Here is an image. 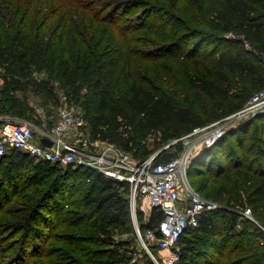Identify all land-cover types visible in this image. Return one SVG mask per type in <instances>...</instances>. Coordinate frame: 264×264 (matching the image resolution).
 Here are the masks:
<instances>
[{
    "label": "trees",
    "instance_id": "trees-1",
    "mask_svg": "<svg viewBox=\"0 0 264 264\" xmlns=\"http://www.w3.org/2000/svg\"><path fill=\"white\" fill-rule=\"evenodd\" d=\"M139 5L143 12L136 21L120 12ZM144 29L153 35H139ZM138 41L154 48L140 50L134 46ZM206 42L214 43L212 55L203 50L195 57L186 92H160L134 76L138 55L152 59L190 44L187 54L192 56ZM0 65L5 69L0 115L39 119L27 99L28 89H41L33 78L36 69L76 76L91 91L86 118L93 137L143 160L194 128L239 110L264 88V0H0ZM117 79L127 84L126 108L112 90ZM251 124L244 120L229 128L193 157L232 141L231 149L221 152L230 157L220 160L215 177L197 184L198 177L190 178L191 164L188 169L193 186L221 207L204 213L198 226L184 232L183 264H264V230L257 223L264 226V137L257 141L264 129L260 124L250 132ZM171 146L174 155L163 157L164 148L155 161L176 157L183 143ZM73 181L87 190L69 199ZM129 195V182L95 168L11 150L0 157V235L20 234L21 240L3 264H123L131 241L117 243L124 252L101 244L113 242L116 230L132 232ZM16 196L19 206H5L3 201ZM63 206L69 209L59 221L43 212ZM246 208L257 222L243 215ZM162 216L154 209L145 221L140 209L141 229L156 226ZM242 219L251 226H242ZM59 226L70 229L56 230Z\"/></svg>",
    "mask_w": 264,
    "mask_h": 264
},
{
    "label": "built area",
    "instance_id": "built-area-1",
    "mask_svg": "<svg viewBox=\"0 0 264 264\" xmlns=\"http://www.w3.org/2000/svg\"><path fill=\"white\" fill-rule=\"evenodd\" d=\"M258 111H264V88L254 92L239 110L176 138L172 143L182 141V150L162 162L155 161L158 152L141 160L114 142L94 138L87 118L72 106L61 107L53 124L45 125L39 134L31 122L0 115V157L20 149L37 159L88 166L112 179L129 182L137 237L150 264H183L182 235L198 226L204 213L221 207L193 186L188 175L193 157L214 145L233 123ZM42 137L52 144L42 142ZM138 206L145 221L154 209L162 211L163 216L156 226L142 230L135 217ZM242 213L257 222L250 208Z\"/></svg>",
    "mask_w": 264,
    "mask_h": 264
},
{
    "label": "rangeland",
    "instance_id": "rangeland-1",
    "mask_svg": "<svg viewBox=\"0 0 264 264\" xmlns=\"http://www.w3.org/2000/svg\"><path fill=\"white\" fill-rule=\"evenodd\" d=\"M126 11L127 14L130 15V19H132L133 21H136L139 16L141 17L143 12L141 5L136 7L127 6V7H123L120 10L121 14L126 13ZM138 34L153 35L149 31H146L145 29L139 30ZM147 44H148L147 42L143 43L141 41H138L134 43V46L140 47L141 48L140 50L146 51L152 48V47H148ZM213 48H214L213 42H206L202 48L198 49L195 52L192 51L193 55L189 56L187 53L188 51H191L190 44H182L177 46L172 53L170 54L166 53L159 56L155 55L152 59L146 58L145 56L142 55H138L134 57V62L132 65L133 73L136 79L148 84L157 91L166 92V93L186 92L188 87L187 73L193 70L195 66V60H194L195 57L199 54V52H202L203 50L206 53V55L211 56ZM4 74H5V69L0 65V85H2L4 82L3 81ZM33 78L41 85V89L40 92L38 93L28 89L27 99H28V104L34 107L35 112L37 113L39 119L34 120L35 116L33 117V119L17 116L14 117L16 120L28 121L33 123L36 133L39 134L41 129L45 128V125H47V122L49 120H53V121L56 120L58 116V110L63 106L66 105L72 106L75 108L76 111H78L79 113L83 114L86 117V113L89 109L88 104L90 100H92V95L90 89L88 87L83 86L80 83V81L76 78V76H70V77L60 76L57 75L56 71L50 72L49 70L43 68L41 70L36 69ZM31 85L32 84L30 82V84L29 85L27 84L26 87ZM126 89H127V84L123 79H117L112 84L113 93L116 96L119 103L124 108L127 107V103L125 100ZM22 94L23 92L21 91L15 92V95H22ZM262 112L264 111H258L254 114L247 116L244 119L236 121L230 126V128L233 129L240 122L244 120H249L253 122V124L249 125L248 127L250 132H252L254 128H256V126L259 127L260 124H263L262 126H260V128L264 129V113ZM88 129L90 130V126L88 127ZM262 137H264L263 132L258 134L259 139L257 141H260ZM150 141L153 142V139H151ZM173 141H171L168 144H165L159 149L157 148L155 152H159L161 149L166 148L162 155L163 157L170 154L174 155V153L176 152V148L174 146L171 147L168 146ZM231 143L232 141L227 140L225 141L224 144L222 143L217 147H215L214 150H212L210 153H206V154L204 153L197 159H194L191 163L192 166H191L190 178L194 180L195 178L198 177L197 184H201L202 182H204L207 176L210 175L212 177H215L219 166L218 164H220L221 161L229 159L230 157L227 155V153L221 155V152L223 151V148H225V151L228 147L229 149H231L230 148ZM150 147L151 148L154 147L153 144ZM204 149L205 148H203L199 152H203ZM237 152L240 151L237 150ZM13 156H14L13 154L9 155V158L12 159ZM6 164L7 162L5 161L4 165ZM211 166L212 168H210ZM73 184L76 183L74 181L72 182L71 186L73 188H70L67 193L69 199L71 198L76 199L77 196L84 194L87 190L86 186L78 187ZM212 184H213V180L209 182L210 186ZM6 200L3 201L6 204L5 206H12V207L19 206L20 199L17 196L15 198L13 197L11 200L9 199L10 201L7 200L8 202ZM138 203L139 205L141 204L140 202ZM68 209H69L68 206L65 207L63 206L54 211H51L52 210L51 209L49 213L48 212L49 210L47 211L44 208L43 212L45 214H51L50 216H53L52 218L53 219L55 218L56 219L55 221L57 220L59 221L58 217L60 216L61 212L66 211ZM130 209H131V218L129 224L133 229L132 232L128 233V232H122L120 230H116L115 234L113 235V242L101 244V247L104 248L105 250L117 248L123 251L125 250L124 247L122 246L118 247L117 243L121 241H126V242L131 241L129 245V250L125 253V255L127 256L126 261L123 262V264H150L151 259L148 256V254L145 252V250L141 249V245L137 237V233L135 229V221L133 218L131 205H130ZM135 215H136L135 217L138 220V218L140 217L139 206L136 209ZM220 223H223L222 218H220ZM243 225L251 226V224L245 221V219H242V226ZM65 229L69 230L70 228L59 226L56 230L62 231ZM3 236L0 235V264H3V262H5L15 252V250L19 247L21 240L20 234H18L16 237H12V233L5 232L3 233ZM53 240L54 239L52 238L49 240V243L46 245L47 249L50 247ZM58 244H62V243L58 242ZM20 264H26V261H23Z\"/></svg>",
    "mask_w": 264,
    "mask_h": 264
},
{
    "label": "water",
    "instance_id": "water-1",
    "mask_svg": "<svg viewBox=\"0 0 264 264\" xmlns=\"http://www.w3.org/2000/svg\"><path fill=\"white\" fill-rule=\"evenodd\" d=\"M41 140H42V142H44V143H46V144H48V145H51V144H52V141H51V140H49V139H48V138H46V137H42V139H41ZM161 150H162V149H161ZM161 150H160V151H161ZM160 151H159V152H160ZM159 152H158V153H159Z\"/></svg>",
    "mask_w": 264,
    "mask_h": 264
}]
</instances>
